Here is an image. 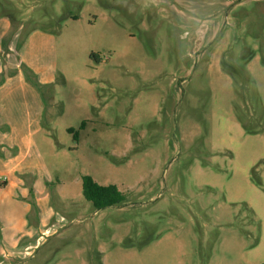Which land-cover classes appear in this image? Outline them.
I'll return each mask as SVG.
<instances>
[{
	"label": "rangeland",
	"instance_id": "1",
	"mask_svg": "<svg viewBox=\"0 0 264 264\" xmlns=\"http://www.w3.org/2000/svg\"><path fill=\"white\" fill-rule=\"evenodd\" d=\"M174 1L0 0L57 48L49 205L9 190L0 264H264V0Z\"/></svg>",
	"mask_w": 264,
	"mask_h": 264
},
{
	"label": "crops",
	"instance_id": "2",
	"mask_svg": "<svg viewBox=\"0 0 264 264\" xmlns=\"http://www.w3.org/2000/svg\"><path fill=\"white\" fill-rule=\"evenodd\" d=\"M56 67L53 31L35 25L27 30L25 22L14 30L11 18H0V182L7 183L0 188V205L20 201L11 189L49 205V174L34 137L43 129L42 90L54 83Z\"/></svg>",
	"mask_w": 264,
	"mask_h": 264
},
{
	"label": "trees",
	"instance_id": "3",
	"mask_svg": "<svg viewBox=\"0 0 264 264\" xmlns=\"http://www.w3.org/2000/svg\"><path fill=\"white\" fill-rule=\"evenodd\" d=\"M92 56L96 58L95 54H92ZM6 184V181L0 182V188H4ZM83 194L86 200L92 203L96 210L118 206L126 202V196L117 186H102L90 176H85L83 178Z\"/></svg>",
	"mask_w": 264,
	"mask_h": 264
}]
</instances>
